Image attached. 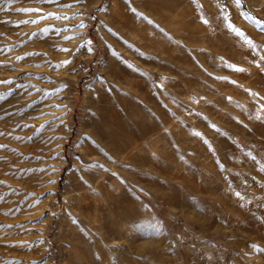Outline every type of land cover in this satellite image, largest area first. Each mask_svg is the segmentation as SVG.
Wrapping results in <instances>:
<instances>
[{"label": "rangeland", "instance_id": "1", "mask_svg": "<svg viewBox=\"0 0 264 264\" xmlns=\"http://www.w3.org/2000/svg\"><path fill=\"white\" fill-rule=\"evenodd\" d=\"M240 6L257 22L237 5L228 11L255 41L252 49L225 31L216 0H152L132 27L116 17L114 0L70 9L0 0V48L10 49L0 53V80L11 81L0 84V132L11 133L0 136L7 146L0 149V264H264V72L252 62L264 55V0ZM21 8L61 18L25 24L37 14ZM80 11L85 17H73ZM86 17L85 32L77 25ZM85 40L92 53L79 47ZM111 57L141 84L130 96L115 90L122 112L127 107L122 121L136 136L146 127L148 137L126 175L111 180L114 213L106 214L111 232L102 237L82 229L76 182L93 169L82 148L92 144L85 135L114 87L100 83L109 81L103 67ZM219 58L247 72L217 67ZM222 76L228 79H216Z\"/></svg>", "mask_w": 264, "mask_h": 264}, {"label": "bare ground", "instance_id": "2", "mask_svg": "<svg viewBox=\"0 0 264 264\" xmlns=\"http://www.w3.org/2000/svg\"><path fill=\"white\" fill-rule=\"evenodd\" d=\"M97 2L98 0H87V6ZM114 2L116 17H118L125 26L132 27V24H129V22L134 23L136 18L147 14L145 12L146 5H148L149 2L151 3L152 0H114ZM237 7L243 12V8L240 5H237ZM130 13H133V15L129 16ZM160 19L165 21L166 17L162 16ZM172 23L174 22L172 21ZM173 29L179 37L184 36L181 29L176 25H174ZM86 30L87 28H84L85 32ZM179 30L180 32L177 33ZM144 37V35L141 36L142 39H144ZM146 45L155 46L152 41L146 42ZM171 57L179 58L181 56L171 54ZM126 64V62L123 63L117 57H111L103 67L109 77V81L102 80L100 83L108 84L109 86L106 87H110V84L113 83L114 87L112 92L108 95V99L103 102L104 107L97 109L94 113V119L89 129L90 141L92 144L89 142L82 148L85 157H87V160L92 164L93 169L87 170L85 174H83L84 177L81 175L83 179L80 177L76 182L77 197L82 199V203L78 204L76 207L82 229L83 231L85 229H90L92 231L100 230V232L104 233L102 237H106L108 235L107 232H111V223L106 220L105 216L106 214L109 215L114 213L115 193L111 180L115 176L111 173L119 174V172L123 171L124 174L125 169L130 168L129 162L131 159H136V151L141 149L142 142L139 140L148 137L147 130L145 129L146 127H140L142 135L136 136L133 132H130V129H126L122 121V113L127 112V107H125L122 112L121 97L115 90L121 89L122 95L130 96V89L132 87L138 89V86L141 85L138 80L129 78V74L127 73L129 68ZM129 84H131V87ZM57 131L61 137L64 136L66 132L64 126H62L61 129H57ZM142 163H144L143 160ZM97 164L104 165V168L110 171L95 167ZM85 181L87 183H85ZM88 185H91V187ZM120 212L122 213V211ZM71 216L75 217V214ZM82 234L77 236L79 240L85 237V233ZM73 244L75 246V242H73Z\"/></svg>", "mask_w": 264, "mask_h": 264}, {"label": "snow or ice", "instance_id": "3", "mask_svg": "<svg viewBox=\"0 0 264 264\" xmlns=\"http://www.w3.org/2000/svg\"><path fill=\"white\" fill-rule=\"evenodd\" d=\"M33 2L35 3H39V4H45V5H48V4H51L53 6H60V7H64V8H73V7H77V6H80L81 8H86L87 7V0H70L69 3L67 4H64L63 3V0H33ZM216 3L217 4H220L221 7L218 9V19L220 21V24L223 25L224 29L226 32H231L232 34H234L236 37H239L240 40L242 41V43L248 47L249 49H252L255 45V41L250 37L248 36L242 29L238 28L236 26V24L233 22L232 20V16H231V13L228 11V7H229V3L231 4H234V5H243L244 3V0H216ZM17 11L19 12H23V13H35L37 14V18L34 19V20H31V21H22L21 23H32V24H35L37 23V21H43L44 19L46 18H49V17H54V18H61V14L59 13H55V12H45L43 8H21V9H17ZM73 17H75L76 15H80L82 17H85V12L84 11H80L79 13H73L72 14ZM240 16H243L245 17L246 19H249V20H253V22H257L255 20L254 17L251 16L250 13L246 12V11H243V12H240L239 13ZM64 19H67V16L64 15L63 16ZM91 19L95 20L97 19V17L95 15H92L90 17ZM86 19H82L79 23V25H77L78 28H87L88 27V24L86 22ZM140 19H146L145 17L143 16H140ZM7 23V22H5ZM149 23H151L149 21ZM202 23H204L205 25H208L210 23V21L205 18L202 20ZM261 23H264V21H262ZM43 31L47 32L48 29L45 28L43 29ZM59 31V30H58ZM109 32H111L112 30L111 29H108ZM65 40H71L73 39V37H64ZM80 48H86L88 53H92L94 51V49L92 48L91 46V40H85L80 46ZM10 49H7V48H0V53H4L6 51H8ZM61 51H64V52H70L71 50L70 49H60ZM78 54V53H77ZM17 59H23V57H17ZM220 59V63L219 65H217V67H220V68H225V69H229L231 71H234V72H237V73H244V72H247V69L246 68H243V67H240V66H237L235 64H232V63H229L227 61L224 60V58H219ZM256 67L260 68V70L262 72H264V55H261L257 60H254L252 61ZM62 63L64 65H70L72 63V61L70 59L68 60H64L62 61ZM5 65L3 63H0V67H4ZM7 67L11 68L12 66L11 65H7ZM53 67H60L59 64L57 65H54ZM72 73L75 74V69H72ZM216 79L218 80H227L228 77L226 76H222V77H216ZM232 84L236 85L237 82L236 81H230ZM11 84V81H8V80H0V84ZM239 86V85H237ZM63 88H67V84H63L62 85ZM162 87V86H161ZM244 91H246L249 95L251 96H258L259 94L258 93H255L253 92L251 89H245ZM45 95H49V93L45 92ZM202 99V98H201ZM228 101H231V97H227L226 98ZM55 107H61L60 105H55ZM262 110H264V106H262ZM0 119H3V117H0ZM257 119H259V117H257ZM16 127H21V125H16ZM25 127H27V125H25ZM40 127H43V125H41ZM212 128L215 129L216 126L215 125H212ZM37 131H39V129H37ZM8 135H11V133H5V132H0V136H8ZM194 136H196L197 138H200L202 136V133L200 132H195L193 133ZM15 139L19 140L21 139L20 137H15ZM29 139H31V137H29ZM51 139H55V138H51ZM85 140H91L90 137H87L85 135ZM204 143H210L208 141H203ZM94 143V142H93ZM7 146L6 145H0V149H3V148H6ZM57 155V158L60 156L59 153L56 154ZM246 155H250V153H246ZM255 157H253L254 159ZM36 159H39V157H37ZM179 159L181 160H184V157L181 155L179 157ZM95 167H98V168H101L105 171H110L109 169H106L104 168V165L102 164H97L95 165ZM219 168H223L222 165H218ZM29 171H47V169H43V170H29ZM56 171L55 168L52 169V173L54 174ZM113 176H117L118 174L117 173H111ZM81 179H83V177H81ZM123 182V181H122ZM3 181H0V184H2ZM49 183H55V181H50ZM85 183H87L85 181ZM89 187H91V185H88ZM235 195L237 197L240 196V193H235ZM4 197L0 196V199H3ZM39 198H37V203H39ZM194 204L198 207V202L194 201ZM15 210L14 209H10L8 214H12V212H14ZM55 215V214H53ZM36 243H43V241H38ZM13 246H23V244H20V245H13ZM254 250L256 248L259 247V245H252L251 246ZM262 251H264V249H261Z\"/></svg>", "mask_w": 264, "mask_h": 264}]
</instances>
